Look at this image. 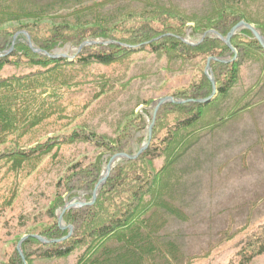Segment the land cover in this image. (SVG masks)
Wrapping results in <instances>:
<instances>
[{
	"label": "trees",
	"instance_id": "obj_1",
	"mask_svg": "<svg viewBox=\"0 0 264 264\" xmlns=\"http://www.w3.org/2000/svg\"><path fill=\"white\" fill-rule=\"evenodd\" d=\"M27 1L0 3V72L5 67L32 70L0 76V169L16 177L6 200L8 205L17 194L18 178L31 173L63 146L91 145L108 154V163L118 154L135 156L148 143L149 126L143 115L146 109L142 113H134V109L150 106L153 100L138 102L120 121L114 137L78 125L66 135L59 129L51 137L44 133L35 138L39 128L52 119L61 128L72 125L114 91L111 78L94 73L96 67L122 65L139 54L163 58L169 64H178L181 70L185 64H202L190 84L174 91L166 97L172 102L159 107L150 141L142 153L112 163L93 204L89 202L99 177L84 180L86 170L80 168L81 162L73 165L77 171L67 175L65 186L72 194L74 188L88 183L90 191L79 209L63 215V223L72 226L73 234L56 242L68 230L56 224L52 233L40 231L38 236L55 243L44 245L27 239L22 246L24 259L28 264L64 259L77 249L82 252L76 264H193L208 257L210 249L201 255L183 256L162 232L170 219H183L175 204V192L183 181L179 164L204 136L237 122L264 102V98L256 100L264 77V0H208L203 13L158 0H97L75 4L65 11L61 10L62 0L57 1L58 7L53 2L35 8L27 7ZM241 22L252 25L262 43L242 28L231 37L228 47L224 40ZM9 24L18 26L3 28ZM65 46L77 51L73 57L54 55L55 49ZM231 48L260 70L258 78L236 97L242 63L234 60ZM208 61L216 95L204 103L213 94L211 80L205 74ZM87 85L94 88L92 97L68 111L70 104H64L65 97ZM127 117L133 119L125 121ZM61 206L63 200L59 198L53 208ZM51 217L55 218L54 214ZM247 227L248 223L240 232ZM28 244L42 248L33 257L26 252ZM237 248L238 261L229 264H252L263 255L264 224L245 233ZM22 260L16 255V262ZM11 262L14 264V259Z\"/></svg>",
	"mask_w": 264,
	"mask_h": 264
},
{
	"label": "rangeland",
	"instance_id": "obj_2",
	"mask_svg": "<svg viewBox=\"0 0 264 264\" xmlns=\"http://www.w3.org/2000/svg\"><path fill=\"white\" fill-rule=\"evenodd\" d=\"M12 1L0 0V3L8 4ZM57 1L59 0H28L26 6L43 7L56 2L58 7ZM91 1L97 0H62L61 10H69L75 4ZM158 1L174 3L196 13H203L209 6L208 0ZM17 26L9 24L3 28L12 29ZM186 40L192 41L189 38ZM75 52L77 51L74 48L65 46L55 49L54 55L73 57ZM233 53L234 60L242 63V80L234 90L236 97L258 78L260 70L257 64L243 61L242 54H238L237 51ZM201 64L193 62L185 64L181 70L178 64H169L163 58L139 54L122 65L96 67L94 73H104L111 78L115 85L114 91L94 103L90 110L81 114L72 125L61 128L60 125H55L52 119L39 128L40 132L35 134V138L44 133L51 137L59 129L61 134L66 135L78 125L114 137L120 121L132 113V108L138 102L153 100L150 106H139L134 109V113L146 109L143 115L147 126L150 127L158 101L171 96L178 89L186 88ZM28 71L32 70L23 66L5 67L0 76ZM209 71L210 69L207 74L211 78ZM261 87L256 100L264 98V77ZM110 88L113 89L112 86ZM93 91L94 88L87 85L65 97L64 104H70L68 111L71 110L70 107L88 101ZM131 119L133 118L127 117L125 121ZM31 137L32 135L29 139ZM107 158L108 154L88 144L75 143L63 146L44 158L31 173L22 179L18 178L20 185L10 205L6 204V200L12 194L16 177L13 174H6L5 169H0V264H13L11 262L13 259L14 264H28L22 257L24 256L22 246L25 241L33 238L44 244L39 240L43 238L38 236V233L40 231L52 233L56 224L63 231L68 230L64 237L68 239L73 234L72 226L63 223V215L69 210L79 209L90 191L86 183L74 188L71 194L65 186L67 175L76 173L73 165L80 161V168L86 170L83 173L84 180L99 177L96 187L105 175ZM159 164L160 161L157 162V165ZM179 167L182 170L183 181L175 192V204L182 212L183 219H170L162 232L163 237L173 241L185 257L201 255L210 249L208 257L197 259L193 264L236 263L237 244L245 233L264 224V102L246 112L237 122H230L213 135L204 136ZM89 170L90 175L86 176L85 173ZM74 194L76 195L74 198L70 196ZM59 198L63 200V206L54 209ZM91 203L92 201L89 205ZM70 205L73 207L67 209ZM52 214L55 218L51 217ZM247 223V230L240 232ZM231 236L233 238L228 239ZM41 248L36 244H28L26 252L34 257ZM81 252V249H77L67 258L34 260L33 264H76ZM16 255L23 259V262H16ZM252 264H264V254L257 257Z\"/></svg>",
	"mask_w": 264,
	"mask_h": 264
},
{
	"label": "water",
	"instance_id": "obj_3",
	"mask_svg": "<svg viewBox=\"0 0 264 264\" xmlns=\"http://www.w3.org/2000/svg\"><path fill=\"white\" fill-rule=\"evenodd\" d=\"M241 28H244V29H247V30L251 31L252 34L254 35V37H255L258 41H260V42L262 43L261 37H260L259 34L255 31V29H254L252 26H250V25H248V24H246V23H244V22H241V23H239L238 25H236V26L231 30L230 34H229V35L227 36V38L224 40L225 44H226L228 47H231V45H230V39H231V37L234 35V33H235L238 29H241ZM14 40H15V39H14ZM89 44H90V43H86L85 45H89ZM83 46H84V45H83ZM81 48H82V47H81ZM81 48L79 49V51L81 50ZM231 49H232V48H231ZM232 51H235V50L232 49ZM52 57H55V56H52ZM208 69H209V61H208L207 65H206V71H205V74H207ZM210 80H211V79H210ZM211 84H212V87H213V94H212V96H211L210 99L203 101L204 103L209 102V101H210L213 97H215V95H216V89H215V86H214V83H213L212 80H211ZM166 102H172V99H171V98H163V99H160V100L158 101V103H157V105H156V107H155L154 113H153L152 125H153V123H154V121H155V116H156V113H157L159 107H160L162 104L166 103ZM199 102H200V101H199ZM152 125L150 126L149 131H148V135H149V137H148V143H149L150 138H151ZM148 143H147L146 145H144V146L140 149V151L138 152V154L135 155V156H127V155H124V154H118V155H115V156H113V157L110 158V160H109V162H108V165H107V167H106L105 175L102 177V179L99 181L98 185H97V186L95 187V189H94L93 199H92V203H91V204H93L94 201H95V199H96V192H97L98 187H99L100 185H102V184L106 181V179H107V177H108V175H109V173H110V171H111V165H112V163H113L117 158H127V159H134V158H136V157H137L139 154H141L142 151L147 147ZM71 207H73V205L68 206L67 209H68V208H71ZM68 237H69V236H68ZM63 239H64V238H63ZM63 239H62V240H63ZM39 240H40L41 242H44V244H49V243H51V242H47V241H45V240H43V239H40V238H39ZM56 242H60V241H56ZM52 243H53V242H52ZM54 243H55V242H54ZM22 257L24 258V256H22Z\"/></svg>",
	"mask_w": 264,
	"mask_h": 264
}]
</instances>
